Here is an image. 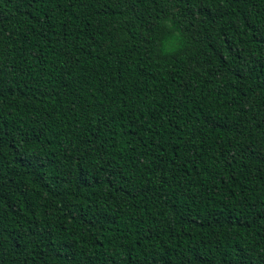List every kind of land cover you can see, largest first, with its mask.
I'll return each instance as SVG.
<instances>
[{
	"label": "trees",
	"instance_id": "1",
	"mask_svg": "<svg viewBox=\"0 0 264 264\" xmlns=\"http://www.w3.org/2000/svg\"><path fill=\"white\" fill-rule=\"evenodd\" d=\"M0 264H264V0H0Z\"/></svg>",
	"mask_w": 264,
	"mask_h": 264
}]
</instances>
